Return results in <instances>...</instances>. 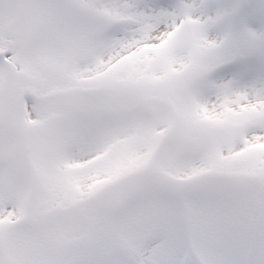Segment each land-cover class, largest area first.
<instances>
[{
  "label": "snow or ice",
  "instance_id": "obj_1",
  "mask_svg": "<svg viewBox=\"0 0 264 264\" xmlns=\"http://www.w3.org/2000/svg\"><path fill=\"white\" fill-rule=\"evenodd\" d=\"M0 264H264V0H0Z\"/></svg>",
  "mask_w": 264,
  "mask_h": 264
}]
</instances>
